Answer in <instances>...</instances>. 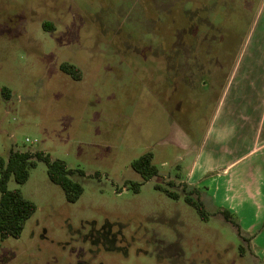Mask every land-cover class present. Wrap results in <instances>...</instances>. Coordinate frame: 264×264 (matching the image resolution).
Segmentation results:
<instances>
[{
    "label": "rangeland",
    "instance_id": "1",
    "mask_svg": "<svg viewBox=\"0 0 264 264\" xmlns=\"http://www.w3.org/2000/svg\"><path fill=\"white\" fill-rule=\"evenodd\" d=\"M263 1L0 0V157L44 151L85 171L76 202L43 160L27 182L11 176L37 210L21 237L0 238V264H264L204 187L193 196L208 220L186 201L196 185L181 167ZM147 151L160 168L148 180L132 166Z\"/></svg>",
    "mask_w": 264,
    "mask_h": 264
},
{
    "label": "crops",
    "instance_id": "2",
    "mask_svg": "<svg viewBox=\"0 0 264 264\" xmlns=\"http://www.w3.org/2000/svg\"><path fill=\"white\" fill-rule=\"evenodd\" d=\"M182 171L228 209L264 257V1L211 120L207 137ZM206 203V202H205Z\"/></svg>",
    "mask_w": 264,
    "mask_h": 264
},
{
    "label": "trees",
    "instance_id": "3",
    "mask_svg": "<svg viewBox=\"0 0 264 264\" xmlns=\"http://www.w3.org/2000/svg\"><path fill=\"white\" fill-rule=\"evenodd\" d=\"M44 27L50 28L52 23L44 22ZM61 69L76 79H82L83 77L82 69L76 64L64 62L61 64ZM3 91L10 90L5 87ZM154 158L155 153L147 151L135 159L132 166L148 180L160 174V168L154 162ZM38 160H43L47 163L50 179L63 187L70 202H76L84 193V186L72 178V174L77 171L85 174L84 170L68 168L64 160L54 159L44 151L12 150L7 160L0 157V190L2 193L0 199V238L3 240L9 237H21L27 221L37 210V204L33 200L28 199L21 189H10L8 184L12 175L16 177L20 184L27 182L30 177V170L37 166ZM134 185L136 190L139 191L140 185L138 183ZM158 188L166 191L172 197H180L178 192L170 188L162 185H158ZM195 192L200 193V189L196 186L189 191L186 201L197 209L202 218L208 220L211 216L210 211L200 196H193ZM220 212L241 231L240 224L234 221V216L228 209H221Z\"/></svg>",
    "mask_w": 264,
    "mask_h": 264
},
{
    "label": "built area",
    "instance_id": "4",
    "mask_svg": "<svg viewBox=\"0 0 264 264\" xmlns=\"http://www.w3.org/2000/svg\"><path fill=\"white\" fill-rule=\"evenodd\" d=\"M27 141H30V139H29V138H27Z\"/></svg>",
    "mask_w": 264,
    "mask_h": 264
}]
</instances>
